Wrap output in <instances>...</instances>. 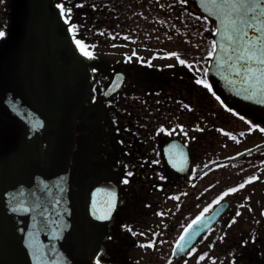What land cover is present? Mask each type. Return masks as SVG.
<instances>
[{
  "label": "flooded vegetation",
  "instance_id": "obj_1",
  "mask_svg": "<svg viewBox=\"0 0 264 264\" xmlns=\"http://www.w3.org/2000/svg\"><path fill=\"white\" fill-rule=\"evenodd\" d=\"M162 6L152 16L136 11L124 18L119 38L109 35L100 49L78 59L77 19H64L60 9L88 5L0 0V264H40L29 210L52 150L40 121L47 17L54 42L64 43L66 55L84 65L89 79L75 110L67 196L93 260L264 264V114L222 100L207 77L211 57L205 71L176 74L172 8ZM116 73L119 81L112 83ZM21 83L30 119L14 110ZM248 133L257 142L221 157L223 147ZM224 202L214 224L183 244L189 228Z\"/></svg>",
  "mask_w": 264,
  "mask_h": 264
},
{
  "label": "water",
  "instance_id": "obj_2",
  "mask_svg": "<svg viewBox=\"0 0 264 264\" xmlns=\"http://www.w3.org/2000/svg\"><path fill=\"white\" fill-rule=\"evenodd\" d=\"M190 1L199 11L215 20V48L207 74L217 83L222 100L225 103L236 101L247 109L264 114V81L250 79L245 82L249 72L255 71V65L249 68L239 58L243 42L233 43L226 39L231 31L224 26L227 24V13L231 10L230 4L225 0ZM46 11L51 14L49 6ZM260 21H264V16L260 17ZM257 26H260L259 22ZM51 27L54 26L47 17V42L42 53L45 116L40 121L52 150L48 167L34 186L29 210L37 235L39 263L98 264L92 259L86 241L70 217L67 198L71 156L76 143L75 110L86 94L89 80L84 65L80 61L72 63L66 55L64 43L57 45L54 42ZM248 31L250 36L256 35ZM118 76L116 73L111 82H118ZM251 150L229 160L242 158ZM225 208L224 202L203 215L189 228L182 243L189 242L199 232L212 226Z\"/></svg>",
  "mask_w": 264,
  "mask_h": 264
},
{
  "label": "trees",
  "instance_id": "obj_3",
  "mask_svg": "<svg viewBox=\"0 0 264 264\" xmlns=\"http://www.w3.org/2000/svg\"><path fill=\"white\" fill-rule=\"evenodd\" d=\"M77 2L88 5V8L76 10L61 8L60 12L64 19L69 21L73 17L77 19L73 39L81 58L86 55L77 45V41L91 54L92 50L103 46L109 35L120 37L121 29L125 26L124 18L135 17L136 11H141L144 17L146 14L152 16V12L160 11L164 5L166 8H172L173 13L176 74L184 75L187 69L197 73L200 70L205 71L204 62L207 63L214 48L212 37L214 23L206 15H197L189 0H77ZM188 51H192L190 57ZM195 52L196 54H193ZM93 59H96V56Z\"/></svg>",
  "mask_w": 264,
  "mask_h": 264
},
{
  "label": "snow or ice",
  "instance_id": "obj_4",
  "mask_svg": "<svg viewBox=\"0 0 264 264\" xmlns=\"http://www.w3.org/2000/svg\"><path fill=\"white\" fill-rule=\"evenodd\" d=\"M225 2L231 6L230 12L227 13V24L224 25L231 30L226 39L233 43L243 42L239 58L249 68L255 65V71L249 72L245 82H249L250 79L258 82L264 81V21H260V17L264 16V3H262V0H225ZM257 22L260 23L259 27ZM221 23H223V20ZM248 30L256 33V35L250 36ZM4 36L5 33L0 31V39L4 38ZM77 45L81 48L84 55H90L79 41H77ZM198 83H201V81H198ZM204 86L208 87L207 84ZM183 239L184 237H181V240Z\"/></svg>",
  "mask_w": 264,
  "mask_h": 264
},
{
  "label": "rangeland",
  "instance_id": "obj_5",
  "mask_svg": "<svg viewBox=\"0 0 264 264\" xmlns=\"http://www.w3.org/2000/svg\"><path fill=\"white\" fill-rule=\"evenodd\" d=\"M12 44H13V46H16L15 42H13ZM3 61L4 60L2 59L1 62H3ZM16 61L21 63V65H23V66L28 65V62L25 59L16 58ZM17 89H19L18 85H16V92H18ZM20 90H22V93L21 94L16 93V95H15V101H14L15 108H14V110H15L16 114L22 112V114L25 115V117L29 118V117H31L30 102H29V97L27 95V92H24L23 83H21V85H20ZM29 124H30V122L25 121L23 127L27 128L29 126ZM18 126H19V123H16V127H18ZM20 127L16 128V130L24 131ZM255 142H257V137L252 136V133H248L247 135H245L244 138L236 139L235 141L231 142V144L223 147L221 149V151H219V153L221 154V157H228L232 154L237 153L238 151L246 149L250 145H253ZM213 173L214 172L212 171V173H210L208 175L210 176ZM227 175H230V174H227ZM239 175L241 176V173H239ZM242 175H245V174H242ZM221 177H222V175H221Z\"/></svg>",
  "mask_w": 264,
  "mask_h": 264
}]
</instances>
